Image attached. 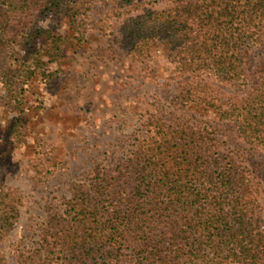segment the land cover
Masks as SVG:
<instances>
[{
    "label": "rangeland",
    "instance_id": "1",
    "mask_svg": "<svg viewBox=\"0 0 264 264\" xmlns=\"http://www.w3.org/2000/svg\"><path fill=\"white\" fill-rule=\"evenodd\" d=\"M12 2L0 0V192L18 216L0 238V264H47L43 244L68 228L75 207L100 198L103 174L181 129L208 155L234 161L264 237V154L219 114L260 81L262 45L241 49L244 81L226 82L179 72L165 41L140 55L125 47L127 18L168 10L173 0H80L76 21L44 10L19 25ZM204 94L211 106L199 104ZM256 249L263 259L255 263L227 256L219 264H264V239Z\"/></svg>",
    "mask_w": 264,
    "mask_h": 264
},
{
    "label": "trees",
    "instance_id": "2",
    "mask_svg": "<svg viewBox=\"0 0 264 264\" xmlns=\"http://www.w3.org/2000/svg\"><path fill=\"white\" fill-rule=\"evenodd\" d=\"M12 4L17 12L10 16L11 23L16 25L44 10L73 21L80 15V0ZM120 32L130 53L140 55L152 40H162L179 72L205 71L222 81L241 82V49L264 47V0H173L168 10L127 18ZM202 103L209 105L205 94ZM219 114L235 126L239 138L264 154V74L245 98ZM167 134L166 142L138 153L125 169L103 174L95 187L100 198L92 196L79 204L80 209L75 207L68 228L43 244L47 264H219L227 256L251 263L263 259L256 249L264 237L255 228L253 191L234 161L208 155L194 132L181 129ZM8 198L9 193L0 192V238L18 216L16 207L6 205Z\"/></svg>",
    "mask_w": 264,
    "mask_h": 264
}]
</instances>
